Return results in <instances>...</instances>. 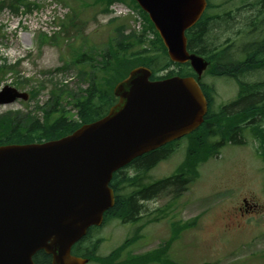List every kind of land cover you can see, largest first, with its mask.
Wrapping results in <instances>:
<instances>
[{
	"label": "rangeland",
	"instance_id": "1",
	"mask_svg": "<svg viewBox=\"0 0 264 264\" xmlns=\"http://www.w3.org/2000/svg\"><path fill=\"white\" fill-rule=\"evenodd\" d=\"M24 1L38 6L28 12L23 5L17 12L11 8L15 0H0V64L6 60L12 65L19 62L12 69L0 71V85L16 84L30 93V98L1 108L0 116L14 113L22 117L33 111L43 117L42 109L52 101L55 91L65 89L83 94L91 81L89 76H81V72L93 67L82 52H88L90 47L102 48L109 37L115 39L114 27L118 24H126L128 31L137 28L139 23L140 30L147 25L142 14L128 1L116 0L118 3L114 5L123 2L136 9L141 18L129 15L109 20L110 15L101 9L104 5L94 0H85L86 4H79L81 0ZM210 1L213 7L209 12L220 16L212 22L209 34L212 49H218L227 38L236 40L238 46L245 40L264 38V15L256 22L255 34L248 35L253 27L250 17L258 12L257 0ZM75 9L78 17L73 21ZM238 31H243V36H238ZM153 37L150 31L147 39ZM82 43H86L84 47ZM93 65L101 66L97 61ZM177 68L173 65L159 75H167ZM99 73L100 69L93 77ZM246 80H264V69L254 71ZM202 81L215 87L213 108L216 111L238 94L239 86L232 78L214 77L206 71ZM62 97L70 115L77 119L79 109L74 105L75 97L66 93ZM240 138L243 143L228 144L219 154L204 161L181 194L179 187H169L139 202L140 223L116 217L102 228L94 229L91 239L100 240L97 256L110 255L132 237L135 239L123 251V258L150 252L178 236L168 251L171 264H264L263 148L250 127ZM187 147L188 140H181L168 159L161 160L148 172L144 182L152 183L173 175L186 159ZM126 172L132 177L137 174L135 167ZM135 189L138 187L129 185L122 192L131 193ZM176 227L183 231L179 229L175 234ZM88 264L104 263L95 259Z\"/></svg>",
	"mask_w": 264,
	"mask_h": 264
},
{
	"label": "water",
	"instance_id": "2",
	"mask_svg": "<svg viewBox=\"0 0 264 264\" xmlns=\"http://www.w3.org/2000/svg\"><path fill=\"white\" fill-rule=\"evenodd\" d=\"M160 32L169 57L190 62L202 76L209 62L187 48L186 31L207 0H136ZM134 68L114 93L120 97L103 118L43 143L0 146V264H35L44 250L51 264H87L72 247L101 226L115 204L113 173L146 152L197 130L209 103L193 76L151 80ZM27 93L6 86L0 104Z\"/></svg>",
	"mask_w": 264,
	"mask_h": 264
},
{
	"label": "trees",
	"instance_id": "3",
	"mask_svg": "<svg viewBox=\"0 0 264 264\" xmlns=\"http://www.w3.org/2000/svg\"><path fill=\"white\" fill-rule=\"evenodd\" d=\"M94 1L102 3L104 6L101 9L107 11L109 5L116 0ZM120 1H128L129 4L140 10L147 22L144 30L139 34L134 32L126 34V24H118L114 27L117 35H115V39L109 37L102 48L90 47L88 52L81 51L83 57L87 58L91 65L95 61L101 65H92L91 75L89 72L83 71V74L86 73L91 81L89 88L83 90V94L68 92L65 89L59 92L55 91L52 101L50 100L46 108L42 109L44 112L42 119L30 113L22 114V117L15 116L14 113L0 117V144L42 142L61 138L72 133L83 124L99 119L107 114L110 106L117 101L113 95V88L116 83L126 77L135 66L145 65L150 67L153 70V77L173 65L178 68L170 71V74L195 75L190 64L174 63L169 59L167 49L155 31L153 23L136 1ZM261 1L264 6V0ZM79 4H86V2L81 0ZM12 6L15 10L19 9L16 4ZM211 7H213L212 3H210L208 10L199 22L186 32L188 49L209 60L215 58L219 67L218 65L213 66L212 73L216 76H230L236 79L240 85L238 95L236 99L222 105L216 111L213 108L216 94L215 87L201 81L210 108L201 127L186 136L188 147L183 164L172 176L151 185L146 184L144 178L147 177L148 172L160 160L169 158L174 152V149H172L168 153H164V148H161L133 161L141 174L131 177L124 172H116L111 182V186L116 192V205L106 212L105 222L116 217L125 221L139 220L142 216L139 214L141 212L139 201L148 199L163 189L179 187L177 189L181 194L186 185L194 180L201 163L218 154L220 149L228 144L243 143L244 141L240 136L249 127L252 133L261 141L264 157V127L262 126L264 123V81L250 82L244 79L252 71L264 68V39L260 42H248L241 49H238L231 58L228 56L233 45L227 46V40V43L221 44L216 54H214L209 34L212 30L211 23L220 16L210 13ZM77 14L78 12L75 9L73 16H71L73 21L78 17ZM228 15L231 14L228 13ZM148 29L156 33L155 39H147ZM237 34L243 36V31H238ZM85 44L82 43V47ZM130 49L134 50L129 52ZM241 52L244 53L242 60L237 58V54ZM225 59L227 60L225 61ZM98 69L101 73L97 74L95 78L93 75L96 74ZM1 70L2 68H0ZM65 93L68 96H74L76 99L74 105L79 109L77 119L70 115V110L62 102V96ZM129 185L139 187V191L123 193L122 189L124 190ZM184 227L185 225L182 226V228ZM182 228L176 227L173 230L177 234L176 232H180L179 229L182 231ZM91 233L92 229L85 238L74 245L72 253L89 258V260L102 261L104 264H149L151 262L171 264L172 261L169 258L168 251L173 241L178 237L173 236L164 245L150 252L124 257V259L122 257L123 251L129 242L135 239L132 237L127 239L124 245L113 250L110 255L102 258L97 256L100 240L93 241ZM90 239L91 241L87 244ZM34 261L36 264L50 263L51 255L41 250L34 256Z\"/></svg>",
	"mask_w": 264,
	"mask_h": 264
},
{
	"label": "flooded vegetation",
	"instance_id": "4",
	"mask_svg": "<svg viewBox=\"0 0 264 264\" xmlns=\"http://www.w3.org/2000/svg\"><path fill=\"white\" fill-rule=\"evenodd\" d=\"M233 55V53L231 52L230 54H229V56H232ZM164 190V189H163ZM163 190H161V191H163ZM245 201H246V199H245Z\"/></svg>",
	"mask_w": 264,
	"mask_h": 264
},
{
	"label": "bare ground",
	"instance_id": "5",
	"mask_svg": "<svg viewBox=\"0 0 264 264\" xmlns=\"http://www.w3.org/2000/svg\"><path fill=\"white\" fill-rule=\"evenodd\" d=\"M144 188V187H143Z\"/></svg>",
	"mask_w": 264,
	"mask_h": 264
}]
</instances>
